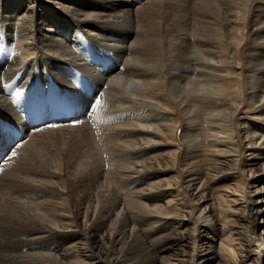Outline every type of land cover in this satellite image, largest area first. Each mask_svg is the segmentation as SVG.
<instances>
[{"label": "bare ground", "instance_id": "1", "mask_svg": "<svg viewBox=\"0 0 264 264\" xmlns=\"http://www.w3.org/2000/svg\"><path fill=\"white\" fill-rule=\"evenodd\" d=\"M79 36L99 52L91 50L90 69ZM57 93L76 96L65 118L41 108L35 120V106L61 105ZM171 105L185 122L179 135ZM255 105L259 124L239 126L247 139L239 172L235 123ZM262 106L264 0H0V136L13 129L19 141L0 138V232L17 243L2 245L0 257L133 264L129 254L139 249L144 264H264V237L253 246L244 218L242 178L264 184ZM142 108L159 118L146 121ZM88 112L97 139L91 124L77 126ZM42 139L49 162L36 160ZM99 145L117 158L111 172L94 160ZM180 172L185 193L198 195L197 237ZM255 188L250 195L264 203V187Z\"/></svg>", "mask_w": 264, "mask_h": 264}, {"label": "rangeland", "instance_id": "2", "mask_svg": "<svg viewBox=\"0 0 264 264\" xmlns=\"http://www.w3.org/2000/svg\"><path fill=\"white\" fill-rule=\"evenodd\" d=\"M132 1H136V0H127V2H132ZM257 0H253V2H256ZM135 8V7H134ZM247 30H248V33H249V28L247 27ZM119 34H121V32L119 31L118 32ZM116 35V34H115ZM114 37V36H113ZM85 39V40H84ZM110 40H113L112 39V37H110L109 38ZM78 40H79V43H78V47H77V49H79V50H81V51H83V53H84V55H83V57L85 58V59H87V65L88 66H90L89 67V69L92 67V65L91 64H93V65H97L95 62H94V60H93V58H92V56H93V52L91 51L92 49L93 50H95L97 53H99L98 51H97V48L94 46V44H88L86 41H87V39L84 37L83 38V36L81 37V36H79L78 37ZM247 42H248V39H247ZM108 44H112V42H108ZM90 46V47H89ZM95 48H94V47ZM84 47V48H83ZM92 47V48H91ZM242 52H243V50H242ZM86 54H88V55H86ZM86 55V56H85ZM104 55V53L103 52H101V56H103ZM90 57V58H89ZM89 58V59H88ZM95 63V64H94ZM90 64V65H89ZM244 70V69H243ZM62 92V91H61ZM62 93H64V92H62ZM73 93V92H72ZM59 94L57 93V96H58ZM65 95V96H64ZM73 96L75 95V93L74 94H72ZM70 93L68 94V93H66V94H60L59 96L60 97H55V99H57L58 98V100H62V102L60 103L62 106H63V104H65L64 106L66 107V104L69 106V108L71 107V105H72V102H73V98L74 97H76V96H72ZM63 97V98H62ZM65 97V98H64ZM69 98V99H68ZM83 98V99H82ZM159 100L160 99H162V98H158ZM145 100V101H144ZM64 101V102H63ZM69 101V102H68ZM80 101H82L83 102V105L84 106H86V109H87V106H88V104L89 103H87V102H89L87 99H86V94L84 95V92H82V93H80ZM148 101V102H147ZM149 101L150 102H152L153 103V101H151V100H149V99H143L142 100V104H145V106H147V107H152L151 106V104H149ZM161 102H160V104L161 105H165V106H169V104H167L166 102L164 103V102H162V100H160ZM163 101H165V99H163ZM144 102H147V103H144ZM70 103V104H69ZM47 104H50L49 102H45V103H43L42 105H41V107H40V105L38 106L37 105V107L35 106V110H34V114H33V116H36L37 115V117H39L40 115L39 114H36L37 113V111H39V110H41V108H42V111L41 112H43L44 110L43 109H47L46 111H48L49 113L51 112L52 114H54V111L52 110V111H49V109L50 108H52V107H54V106H52V105H50V107H48V108H46V105ZM57 104H59V103H57ZM147 104V105H146ZM34 105H36V104H34ZM245 105V104H244ZM244 105H243V107H244ZM68 106H67V108H68ZM171 106H173V105H171ZM39 107V108H38ZM64 107V108H65ZM143 107V106H142ZM257 106L255 105L254 106V108H253V112H249L247 109H245V108H243L242 109V111L238 114V116H237V119H236V123H235V128L237 129V141H238V146H239V152H240V158H239V161H238V164H239V166H238V171L239 172H241V169L244 167V162H245V159H246V152H245V147H246V145H247V143H246V141H247V139L246 140H244V138H245V130H243L242 131V127H239L240 125H242L241 123H244V122H249V123H252L253 125H255V124H259V122L258 121H256V120H251V117H252V114L254 113V112H258V108L257 109H255ZM262 107H264V106H262ZM173 108H174V112H176V117H178L179 119H181L182 120V123L180 124V128H179V130H178V132H177V134L179 135L180 134V131L182 130V127L184 126V120H183V116L181 115V113L179 112V110H178V107L176 106V105H174L173 106ZM143 109V115H144V117H146L145 119H146V121H147V119L148 120H152V121H154L153 119L155 118V119H157V118H159V116H155V117H153V119H151L152 118V116L151 115H148V114H146V112L147 111H149V108H142ZM255 109V110H254ZM147 110V111H146ZM87 113V112H86ZM146 114V115H145ZM86 116H88V117H86ZM85 117V119L81 122V125L79 124V125H77V126H82V125H84V124H88V125H90L91 124V126H90V128L92 129L93 127V129H94V132H93V134L96 136L95 137V139H97L98 138V135H99V133H100V131L97 129V128H99L98 126H97V124L98 123H95V120L93 119V117H94V115L92 116V117H89V112H88V114L86 115ZM148 116H151V118L150 117H148ZM143 117V118H144ZM57 118H59V117H57ZM91 118V119H90ZM175 118V117H174ZM39 119V118H38ZM91 121H90V120ZM94 121H93V120ZM144 119V120H145ZM176 119V118H175ZM29 121H30V119H29ZM34 121H30V122H28L27 121V127H28V131L29 130H31V129H33V128H29V126H31V124L33 123ZM85 122V123H84ZM52 123V122H51ZM51 123H46L45 125H40L39 127H41V126H52V125H50ZM55 123H57L58 124V122H55ZM55 123H52V124H55ZM239 123V124H238ZM94 125V126H93ZM240 128V129H239ZM95 129H97V130H95ZM3 132H6L7 133V135H3ZM31 132H32V130H31ZM30 132V133H31ZM17 133L18 132H16V130L14 131L13 129L11 130V129H2L1 130V136H0V138H2L1 139V142H7V140L8 141H10V140H12L13 138H14V140H16V141H14V140H12V142H13V144L14 145H16L17 143H19V141L17 142V140L18 139H15L16 138V135H17ZM12 135V136H11ZM10 137V138H9ZM10 139V140H9ZM20 140V139H19ZM24 140H27V139H24ZM178 140V144H180V146H181V149L179 150V152L180 153H182V150H183V148H182V146H183V144L181 143V140H179V139H177ZM44 142V143H43ZM47 141H45L44 139H42V141H36V143H35V145L37 144V147H40V148H38V150H36L35 151V155H36V160H38V161H43V162H49V157L50 156H48L49 155V152L48 151H50V150H48V147H47V144L48 143H46ZM16 143V144H15ZM20 143H22V142H20ZM51 143H54V145H52L51 147H49V149H51L52 150V152L53 151H56V147H57V145H58V143L56 142V141H53V142H51ZM10 144H11V142H10ZM10 144H8V146H10ZM41 144H43V145H41ZM46 144V145H45ZM56 144V145H55ZM7 146V147H8ZM56 146V147H55ZM104 147V146H103ZM102 146H100L99 145V150L97 151L96 149H94V150H92V153L94 154V160L95 161H99L98 162V164H99V166L101 167L100 168V171H105V172H107V170L109 171V172H111V166H113L114 164H116V160H117V158L115 157V156H113V154H109L108 153V150H107V152L106 151H104V150H106L105 148H103ZM105 147H107V146H105ZM47 148V149H46ZM96 148H98V147H96ZM40 149H42L41 151H40ZM102 149V150H101ZM43 151H44V153H43ZM96 151V152H95ZM40 152H42V154L40 153ZM100 152V153H99ZM104 152H106V154L104 153ZM97 153H99V154H97ZM41 156H43V158H41V159H43V160H40V155ZM44 154V155H43ZM99 155V156H98ZM181 155V154H180ZM44 158H45V160H44ZM114 159V160H113ZM179 165V171L182 169L181 168V166H180V163L178 164ZM246 166V165H245ZM109 167V168H108ZM245 169L247 170V167H245ZM177 170V171H178ZM180 174H181V177H182V179H181V190H180V192L183 194V197H184V199L186 200V202L188 203L187 205H188V207L192 210V214H193V217H192V219H191V222L192 223H195V230H196V234H195V236L197 237V236H199V234H200V231H201V229H202V227H204V224H202V223H200L199 221H196V216H197V208H198V206H197V203L196 202H194L193 200L194 199H196L195 201H197L198 199H197V197H198V195H197V192H195V191H192V192H189V193H185V183H186V179L183 177V173H181L180 172ZM255 176H259L260 175V171H259V169L257 168L256 170H255ZM220 175V174H219ZM222 175V174H221ZM247 177V176H246ZM245 176L244 177H242L243 178V184H244V186H243V188H244V194H245V192H246V194H247V196H246V194H245V197H246V203H245V205H244V207H245V210H246V212L244 213V218H245V220H247V222H248V233H250L251 234V240H252V242H253V238H254V240L256 241L260 236H263L264 237V212H263V210H264V203L263 202H261V200H260V196H253L252 194L250 195V193L251 192H253L256 188L255 187H257V186H259V187H264V184H259V183H257L256 181L258 180V178L259 177H255V179H252L251 177H247L246 178ZM108 182V181H107ZM250 192V193H249ZM4 193H6V191H4ZM190 201H192V202H190ZM259 202V204H257V205H251L252 204V202H254V203H256V202ZM199 206H201V207H207V210L209 209V206H210V203H206V200H203V201H201V203H200V205ZM244 209V208H243ZM262 209V210H261ZM196 210V211H195ZM207 212V211H206ZM256 212H261L259 215H258V217H256ZM80 221V220H79ZM7 235H4V234H2L1 232H0V251H5V249L4 248H8L9 247V249H12L13 247V249H15V246L17 245V243L16 242H14V241H10V239L12 240V238L10 237H6ZM6 238H8V240L6 239ZM254 241V242H255ZM14 242V243H13ZM218 242V241H217ZM257 242H259V244L262 242L261 240L260 241H256L254 244H253V246L254 245H257ZM15 245V246H13V245ZM2 245H3V249L1 248L2 247ZM216 248H217V243H216ZM259 250H261V260H263L264 259V246H260V249ZM195 253H193L192 255H194L195 256V259H197L198 257H200V256H203L204 254H206V252H207V247H203L202 249H195V251H194ZM143 253V254H142ZM203 254V255H202ZM140 255H142V256H140ZM197 255V256H196ZM134 256V257H133ZM263 256V257H262ZM1 259H0V264H3L4 262H5V260H3V259H5V258H3L2 259V257H0ZM147 258H149L148 257V255L146 254V253H144V252H142L141 250H139V249H137V250H132L131 252H130V254H129V257H128V261L130 262V263H133V264H144L147 260ZM131 260V261H130ZM139 260V261H138ZM99 261L100 262H104V264H108L107 263V261L106 260H103V259H99ZM3 262V263H2ZM4 264H6V262L4 263ZM195 264V263H194Z\"/></svg>", "mask_w": 264, "mask_h": 264}, {"label": "snow or ice", "instance_id": "3", "mask_svg": "<svg viewBox=\"0 0 264 264\" xmlns=\"http://www.w3.org/2000/svg\"><path fill=\"white\" fill-rule=\"evenodd\" d=\"M91 110V109H90Z\"/></svg>", "mask_w": 264, "mask_h": 264}]
</instances>
